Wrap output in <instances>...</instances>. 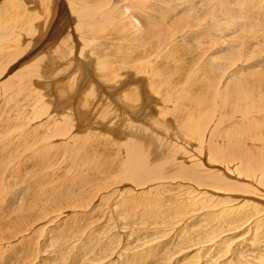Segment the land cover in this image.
<instances>
[{
	"label": "bare ground",
	"instance_id": "bare-ground-1",
	"mask_svg": "<svg viewBox=\"0 0 264 264\" xmlns=\"http://www.w3.org/2000/svg\"><path fill=\"white\" fill-rule=\"evenodd\" d=\"M233 1L0 0V134L23 128L0 147V264H188L192 247L202 264H264L257 228L234 237L236 216L202 232L190 220L202 209L200 221L244 209L250 228L264 220V201L245 196L242 181L264 168V149L250 148L264 144V0ZM243 17L250 67L231 68L233 19ZM23 144L30 152L19 158ZM98 174L147 184L153 200L116 187L82 227L47 218L65 202L95 209Z\"/></svg>",
	"mask_w": 264,
	"mask_h": 264
},
{
	"label": "rangeland",
	"instance_id": "rangeland-1",
	"mask_svg": "<svg viewBox=\"0 0 264 264\" xmlns=\"http://www.w3.org/2000/svg\"><path fill=\"white\" fill-rule=\"evenodd\" d=\"M203 1V3H205L206 1H207V4L205 3V5H208V3H210V2H213V1H216V0H202ZM210 1V2H209ZM238 0H234L233 2H237ZM260 0H255V2H257V5L258 6H260V4L262 5V1L261 2H259ZM248 2L250 3V0H248ZM264 2V1H263ZM235 4V3H234ZM67 9H68V6H67ZM221 16H222V14H221ZM222 18H223V22H227L226 21V18H225V15L223 14V16H222ZM246 18H248V20L246 19ZM237 19H239V18H236L235 20L233 19V21H235V22H233L235 25V28L237 29V34H236V38H235V46L236 47H238V48H234L235 50L231 53V54H227L228 56H229V59H228V56H226L227 58V60L229 61L228 62V64L229 65H227V66H231V68L233 67L234 68V64H236L235 65V67L236 66H238L239 64L240 65H243L244 67H250V45H248V44H250V17H243V18H240V20L238 21ZM237 21V22H236ZM248 21H249V23H248ZM245 22V23H244ZM247 22V23H246ZM239 23V27L236 25V24H238ZM244 25V26H243ZM243 26V27H242ZM245 27V28H244ZM240 29V30H239ZM246 29V30H245ZM232 30V33H235L234 32V29H231ZM232 33H230L229 34V36H231L232 35ZM239 33V34H238ZM246 35V36H245ZM247 35H249V36H247ZM248 37V38H247ZM242 42V43H241ZM239 44V45H238ZM224 46V45H223ZM241 47H243V48H241ZM241 49V50H240ZM243 49V50H242ZM237 50V51H236ZM245 50V51H244ZM249 50V51H248ZM237 52V55L235 54ZM241 53V54H238V53ZM222 53V56L226 53V51H225V49H223L221 52H220V54ZM246 53V54H245ZM246 56H245V55ZM247 54H249V55H247ZM241 55H242V57H241ZM234 57H235V59H234ZM247 57V58H246ZM248 58H249V60H248ZM234 59V60H233ZM247 60V62H245ZM233 61V62H232ZM231 62H232V64H231ZM241 63H243V64H241ZM262 64H264V62H262ZM246 65V66H245ZM18 68V67H17ZM17 68H15V69H13L14 71L17 69ZM229 68V67H228ZM227 68V69H228ZM13 72V71H12ZM3 75H1L0 76V82L1 81H3L4 80V76L2 77ZM6 76V75H5ZM0 106L3 104V101L1 102V100L3 99V97H2V94H3V91H2V89L0 88ZM2 111H1V109H0V113H1ZM260 120V121H259ZM258 122H262L263 124H264V115L262 114L261 116H259V118H258ZM3 126H6V125H3ZM0 129H1V127H0ZM4 129L5 128H3V132L0 134V147L3 145V143L4 142H6L7 140H9L10 138H16V136H14V134H16V132L17 131H22L23 130V128H21V129H18V130H16V132H14V133H10V134H6L5 132H4ZM163 135H165V134H163ZM58 142V141H64V139L62 138V139H54V142ZM23 147L21 148V147H18L21 151L20 152H22V153H19V158H21L20 156H22V155H24V154H26V153H28V152H30L29 150H22L23 148H25L26 146H27V144H23L22 145ZM262 146H264V144H260V142H258V143H254V142H252V143H250V148H260V149H264V147H262ZM72 146H70V148H71ZM19 149H18V151H19ZM17 151V152H18ZM26 151V152H25ZM16 152V153H17ZM16 160H18L17 158H15V161ZM14 161V159L12 160V162L11 163H14L15 162ZM8 163H10V161H7ZM6 163V162H5ZM261 169V170H260ZM259 170H257L256 171V174L254 175V174H252V175H246L244 178H242V181H245V183H246V185H245V191L244 190H242V192H241V190L240 191H235L234 193V196H232V198L233 197H238L239 195H240V193L242 194L243 193V191L246 193H243L245 196H247V195H250L251 196V198H252V196H260V197H258V198H260V200H262V201H264V195H262V194H264V168H260ZM263 173H262V172ZM232 174H233V172H232ZM259 174H261V175H263V176H260ZM98 177L96 178V180L93 182V184L95 183V184H97V185H93L92 187H93V191H94V196L95 195H97L96 196V201H95V203L97 202L98 203V197H100L99 198V203L98 204H96L97 206H98V210L96 209L97 208V206H96V208L95 209H93V207H88L89 209H87V210H89V211H87V210H82V212H87V213H85V214H88V215H90L89 217H90V219H93V220H90V219H88V218H86L87 217V215H85L84 213H81V212H79V211H77L76 209H73V208H70V207H66V208H64V206H65V204H67L66 202H65V204H61V203H58V205L59 204H61V205H59V206H57V207H55V208H57V210H50V211H47V218H49V217H51V216H53V215H56L57 213H61L60 215L61 216H59L60 217V219L59 220H57L58 222H56V224H59V226H61V224H62V226L64 225V226H68V228H70V227H72L71 229L73 230V229H76V228H78V227H82L83 226V223H85L86 224V222L85 221H88V222H92V221H94V220H97L98 218H96L97 216H99L100 215V213H99V215H98V212L99 211H102V209L101 208H103V206L106 208L107 206H108V203L110 204H112V201L114 200V199H116L115 198V195H117L119 192H121L120 191V189L122 190V189H124L127 193H132V194H135V195H137L140 191H144L145 189H147L146 187V185H144V184H142V185H139V187H131V186H133V185H131V183H132V181H130V180H125V183H123L122 184V181H123V178L121 179V178H119V177H113V176H108V175H104V174H98L97 175ZM110 177V178H109ZM99 178V179H98ZM108 178V179H107ZM117 178H119V179H121L122 181H119V180H117ZM176 178V177H175ZM175 178L173 177L172 179H174L175 180ZM180 178V177H179ZM178 177L176 178L177 180H175V181H180L181 179H179ZM260 178V179H259ZM170 179V178H169ZM246 179H248V180H246ZM253 179H255V180H253ZM103 180H104V182H103ZM162 180V179H161ZM257 180V181H256ZM260 180V181H259ZM262 180V181H261ZM97 181H98V183H97ZM116 181V182H115ZM185 181H186V179H185ZM247 181V182H246ZM110 182V184H108ZM124 182V181H123ZM150 183V182H149ZM169 183H172V182H169ZM174 183H176V182H174ZM183 183V182H182ZM253 183H255V184H253ZM108 184V185H107ZM122 184V185H121ZM195 183L193 182V185H194ZM101 185V186H100ZM103 185L106 187H103ZM109 185H111V186H109ZM119 185V186H118ZM131 185V186H130ZM190 185H192V183L190 184ZM260 185V186H259ZM94 186H96V187H94ZM167 186H169V185H167ZM203 185H201V186H197V187H202ZM204 186H206V185H204ZM116 187H118V188H120V189H118V188H116ZM129 187V188H128ZM172 188V190L171 189H169V188H167V191L166 190H164L167 194H170V195H178L179 193H180V188L179 187H177V188H174V187H171ZM243 188V187H242ZM252 188V189H251ZM94 189H96V190H94ZM127 189V190H126ZM134 189H136V190H134ZM179 191H178V190ZM246 189L248 190V191H246ZM117 190V191H116ZM118 190H119V192H118ZM131 190V191H130ZM171 190V191H170ZM96 191V192H95ZM178 191V192H177ZM115 192H118V193H115ZM134 192V193H133ZM136 192V193H135ZM172 194H171V193ZM174 192V193H173ZM111 193H115L114 194V196H112L111 195ZM146 192L144 191V193L142 194V193H140V194H142L139 198L141 199L140 200V202H144L145 200H147L148 198H150V199H152L153 200V196H151V195H153V194H148L147 195V193L145 194ZM262 193V194H261ZM104 194H106V196H104V198H101ZM109 194V195H108ZM239 194V195H238ZM144 195V196H143ZM114 198L113 200H112V197ZM165 196V195H164ZM179 196V195H178ZM182 196V195H181ZM137 197V198H138ZM143 197V198H142ZM165 197H167V196H165ZM106 198H108V199H106ZM255 198V197H254ZM234 199H236V198H234ZM137 200H139V199H137ZM168 201V200H167ZM261 201V202H262ZM108 202V203H107ZM107 203V204H106ZM116 203H118V202H116ZM115 203V204H116ZM100 204V205H99ZM114 204V205H115ZM119 204V203H118ZM117 204V205H118ZM172 204V205H171ZM106 205V206H105ZM169 205H171V206H169ZM101 206V207H100ZM166 206L167 207H172L173 206V202H170L169 201V204L166 202ZM261 206V205H260ZM60 207H62V208H60ZM119 208H117V210H116V214L114 215V217L115 216H118V218H119V215H117V212H118V210H120V206H118ZM59 208V209H58ZM66 209V210H65ZM72 209H73V211H72ZM90 209H91V211H90ZM104 209V208H103ZM71 210V211H70ZM52 211V212H51ZM61 211H63L64 213H62ZM75 211V212H74ZM97 211V212H96ZM171 211V210H170ZM201 211V213L203 214V212H204V210L202 209V210H200ZM203 211V212H202ZM238 211V210H237ZM236 210L235 211H228L225 215L223 214V212L221 213V214H219L220 212H218V211H215L216 213L215 214H217V216H212V217H214V218H212L211 217V215H210V217L208 218V216H207V219L205 220V221H200V218H201V216H202V214L199 212V211H197L198 213L196 214V212L195 211H192L191 213V219L190 220H194V219H192V218H194V216L196 217V215H197V218H195V221L196 222H198L199 221V223L200 224H203V225H201V226H199V227H197V229H198V232H202V231H204V230H207L206 229V227L208 228V230L210 229V230H212L214 227H218V228H221L220 226L222 225V223H221V221L223 222V220L225 221V223H223V224H226V222L229 220V221H232L234 218L233 217H235V219L237 220H235L236 222H238V221H240V223L239 224H242V225H244L243 227H244V229H246V232H244V229L240 226V229H238L239 227H236V230L238 231H236L235 230V228L233 229V231H232V235H234V237L235 236H238V235H245L246 233H247V235L245 236V238L247 237L248 238V236H250V234L249 233H252V232H254L255 230H258L257 232H261V233H259V236H260V234L262 235V236H260V237H264V220L263 221H261L260 223H257V224H254L253 226H252V228H250V224H248V223H250V217L253 215V214H251L252 212H253V209H249L248 211L247 210H245L244 209V211L242 210V213H241V215L242 216H240V214H235L236 212H237ZM246 211V212H245ZM78 212V213H77ZM120 212V211H119ZM119 212H118V214H119ZM210 212H212V211H210ZM65 213H66V215H65ZM79 213H81L80 215H78ZM90 213V214H89ZM97 213V214H96ZM188 213H190V212H188ZM188 213H186V214H188ZM200 213V214H199ZM229 213V214H228ZM248 213V214H247ZM250 213V214H249ZM71 214V215H70ZM195 214V215H194ZM210 214V213H209ZM228 214V215H227ZM246 215V217H245V215ZM51 215V216H50ZM65 215V216H64ZM68 215V216H67ZM226 215L227 216H230V218H228L227 220L226 219H224V218H227L226 217ZM250 215V216H249ZM71 216H73V217H71ZM74 216H75V218H74ZM84 216H86L85 218H84ZM225 216V217H224ZM80 217H83V218H80ZM187 217H189L190 218V215L188 214L187 215ZM186 216H185V218H187ZM224 217V218H223ZM246 218V219H243V218ZM73 218V219H72ZM248 218V219H247ZM74 219H76V221L74 220ZM85 220V221H82V220ZM88 219V220H87ZM115 219H116V217H115ZM123 219V218H122ZM122 219H118L119 220V227L121 226V224L123 223L124 224V220H125V218H124V220H122ZM188 219V218H187ZM203 219V218H202ZM45 220V219H44ZM44 220H42V221H40L39 223H38V225H40V224H44ZM78 220V221H77ZM90 220V221H89ZM117 220V219H116ZM120 220H122V221H120ZM189 220V222H191ZM244 220V221H243ZM75 221V222H74ZM42 222V223H41ZM60 222V223H59ZM71 222V223H70ZM80 222H82V224L80 223ZM87 222V223H88ZM122 222V223H121ZM126 222V221H125ZM207 222H210V223H208V224H206ZM242 222V223H241ZM245 222V223H244ZM248 222V223H247ZM76 225H74V224ZM77 223V224H76ZM97 223H99V222H97ZM121 223V224H120ZM237 223V224H238ZM244 223V224H243ZM55 224V223H54ZM84 224V225H85ZM109 224V223H108ZM112 223H111V221H110V224L109 225H111ZM35 224H33V225H30L29 226V229H31L33 226H34ZM95 225H96V223H95ZM126 225V224H125ZM125 225H123L122 227H123V231L125 232V233H127V230L125 231V229H124V227H125ZM188 225V224H187ZM78 226V227H77ZM235 226V225H234ZM249 227L250 228V230H249V228L247 229L246 227ZM260 226V227H259ZM44 229H45V227H46V225H43L42 226ZM121 227V228H122ZM127 227V226H126ZM128 227H131L130 225H128ZM128 227H127V229H128ZM176 227H178V225L176 226ZM204 227V228H203ZM212 227V228H211ZM258 227L259 228H261V230L260 229H258ZM120 228V229H121ZM182 228V229H181ZM181 228L179 227L178 229H177V231L179 230H183L184 228H183V226H181ZM255 228H257V229H255ZM58 229V228H57ZM188 229V230H187ZM202 229H204V230H202ZM241 229H243V230H241ZM255 229V230H254ZM263 229V230H262ZM128 230H130V228L128 229ZM185 230H187L188 231V233H186L187 231H185ZM189 230H190V226L189 227H186V229H184L183 230V232H181V233H178L179 235L181 234V235H185V236H187V237H189L188 235H190V233H189ZM207 230V231H208ZM214 230V229H213ZM236 231V233H235V231ZM251 231V232H247V231ZM254 230V231H253ZM103 231V230H102ZM175 231V230H174ZM243 231V232H242ZM176 232V231H175ZM174 235H175V233H174ZM231 235V236H232ZM127 235L125 234V235H123V238L122 239H120L121 241H122V244L123 243H127V241H130V239H132V237L131 238H129V240L127 239V241H126V239L125 238H127L126 237ZM192 236H193V234H192ZM197 236V234H195V237ZM252 236V235H251ZM175 237V236H174ZM194 237V236H193ZM199 237V236H198ZM198 237H196L195 238V240L197 239H199ZM125 239V240H124ZM119 240V241H120ZM264 242V239L263 238H261V240L259 239V241L258 242ZM125 243V244H126ZM128 243H131V242H128ZM124 245V244H123ZM233 245V244H232ZM125 246V245H124ZM234 246V245H233ZM237 247V246H236ZM195 250H198L196 247H192V248H190V249H187V248H185V250H183L182 251V254L184 255V258H185V256H186V260H192L191 261V263H188V264H192L193 263V259H191L192 258V256H193V254H194V262H195V260L199 257V253L198 252H196ZM213 251H215V250H213ZM213 251H211L212 252V254L211 255H213V254H216V256H218L219 255V252H213ZM205 253V252H204ZM203 253V254H204ZM228 253H231V251H228ZM233 255H234V257L235 256H238L239 254H240V251H239V249L238 250H236L235 248H233ZM195 254H197V256L198 257H196L195 256ZM211 255H209L207 258H209ZM226 254H224V253H222L221 255H219V257H218V259H216V257L215 258H213V260H215L216 259V261L218 260V263L219 262H222L225 258H226V256H225ZM233 255H231V257L233 256ZM228 256V255H227ZM200 258V257H199ZM198 258V259H199ZM224 258V259H223ZM196 260V262L197 261H199L198 263H200V262H203L202 260ZM202 259V258H201ZM231 259V258H230ZM189 260V261H190ZM229 260V259H228ZM228 260H226V261H228ZM194 264V263H193ZM200 264H202V263H200Z\"/></svg>",
	"mask_w": 264,
	"mask_h": 264
}]
</instances>
